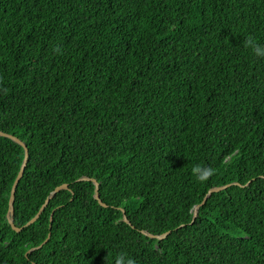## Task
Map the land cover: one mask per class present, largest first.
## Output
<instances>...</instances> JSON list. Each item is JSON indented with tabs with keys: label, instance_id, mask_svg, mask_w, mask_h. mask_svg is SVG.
Wrapping results in <instances>:
<instances>
[{
	"label": "trees",
	"instance_id": "trees-1",
	"mask_svg": "<svg viewBox=\"0 0 264 264\" xmlns=\"http://www.w3.org/2000/svg\"><path fill=\"white\" fill-rule=\"evenodd\" d=\"M248 36L264 45V0H0V130L27 148L15 230L24 150L0 135V264H264Z\"/></svg>",
	"mask_w": 264,
	"mask_h": 264
},
{
	"label": "water",
	"instance_id": "water-1",
	"mask_svg": "<svg viewBox=\"0 0 264 264\" xmlns=\"http://www.w3.org/2000/svg\"><path fill=\"white\" fill-rule=\"evenodd\" d=\"M0 135H3V136H6V137L11 138L12 140H14L18 144H20L23 147V150H24L22 162L20 164V167L18 169V172H17L16 176L14 177L13 182H12L11 187H10L9 196H8V202H7L8 203L7 204V211H6V218H7V221L9 222L10 226L12 228H14L15 230H19L21 227L14 226L13 221H12V216H13V205L12 204H13L14 189H15L16 183L19 180L20 176L22 175L23 168H24V166L26 164V160H27V148H26V145L24 144V142L22 140H20L18 137L14 136V135H12L10 133H7V132H4V131L0 130ZM79 179H89V180L92 181V183L94 184V198L99 202V204L105 206V203H103L100 200L99 195H98V182L94 178H88V177H80ZM224 186L225 185L214 186V187H211L208 190V192L203 197L202 201L200 203L195 204L193 206L192 219L198 213V207L203 203V201L209 195V193L212 192V191L219 190V189L223 188ZM62 188H67V184L66 183H62V184L56 186L51 191V193L45 198V202H47L48 198L51 197L56 191H58V190H60ZM45 202L38 208V210L36 211V213L23 224V226H26V225L30 224L32 221H34L37 218V216L42 211ZM121 212L123 214V216H122L123 220L128 223V219L126 218V216L124 214V210L121 209ZM51 217H52V212L50 213V216H49V219L50 220H51ZM49 227H50V225H49ZM144 233L146 235L150 236V237H156V238H160V237H162V236L165 235V233H163L161 235H154V234H150V233H146V232H144ZM49 235H50V233L48 232L47 233V236L44 238V240L39 245H37V247L40 246L41 244H43V242L46 241V239L48 238ZM30 250L31 249H29V251Z\"/></svg>",
	"mask_w": 264,
	"mask_h": 264
},
{
	"label": "clouds",
	"instance_id": "clouds-1",
	"mask_svg": "<svg viewBox=\"0 0 264 264\" xmlns=\"http://www.w3.org/2000/svg\"><path fill=\"white\" fill-rule=\"evenodd\" d=\"M244 43L245 47L249 48L255 55L264 56V45L259 44L252 36H248ZM191 171L198 181H205L212 174L210 167L199 164L194 165ZM115 264H136V262L122 253L116 258Z\"/></svg>",
	"mask_w": 264,
	"mask_h": 264
}]
</instances>
